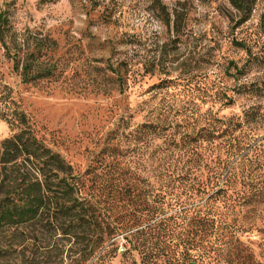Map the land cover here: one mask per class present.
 <instances>
[{"label":"rangeland","instance_id":"1","mask_svg":"<svg viewBox=\"0 0 264 264\" xmlns=\"http://www.w3.org/2000/svg\"><path fill=\"white\" fill-rule=\"evenodd\" d=\"M244 1L241 22L229 0H0V141L12 134L2 116L21 111L82 170L117 145V125L170 124L178 137L217 117L240 122L234 164L242 171L246 160L264 192V0ZM27 60L34 64L23 81ZM125 147L136 173L152 170L153 146ZM260 203L254 213L243 208V224L256 230L241 239L263 262ZM35 243L26 256L55 264L58 252ZM18 255L7 263L21 264Z\"/></svg>","mask_w":264,"mask_h":264},{"label":"trees","instance_id":"2","mask_svg":"<svg viewBox=\"0 0 264 264\" xmlns=\"http://www.w3.org/2000/svg\"><path fill=\"white\" fill-rule=\"evenodd\" d=\"M229 2L246 21L245 1ZM33 64L23 65V81ZM2 118L12 134L0 141V264L17 252L21 264H36L26 256L36 240L58 252L55 264H264L241 239L256 230L243 224V208L254 213L264 192L246 160L242 171L234 164L240 122L213 117L178 137L170 124L117 125V145L78 170L23 112ZM125 144L153 146L152 170L136 173Z\"/></svg>","mask_w":264,"mask_h":264}]
</instances>
